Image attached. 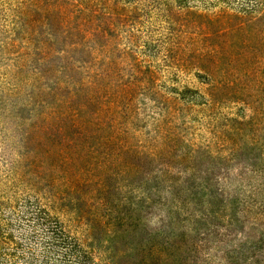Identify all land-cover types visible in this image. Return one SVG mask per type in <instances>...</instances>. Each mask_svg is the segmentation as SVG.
Here are the masks:
<instances>
[{
    "label": "trees",
    "instance_id": "16d2710c",
    "mask_svg": "<svg viewBox=\"0 0 264 264\" xmlns=\"http://www.w3.org/2000/svg\"><path fill=\"white\" fill-rule=\"evenodd\" d=\"M257 25V0H0V32L29 35L14 68L28 69L30 48L40 53L31 32L47 57L60 52V28L75 38L71 51L93 53L73 65L91 74L79 84L68 77L70 97L51 122L23 129L25 160L0 153V264H192L213 225H243L245 200L212 171L230 170L246 147L264 148ZM183 75L192 81L180 84ZM144 100L150 129L136 142ZM199 127L207 136L187 139ZM235 178L225 184L237 188ZM91 187L95 195L83 196ZM31 196L34 204L23 200ZM161 205L176 228H148Z\"/></svg>",
    "mask_w": 264,
    "mask_h": 264
},
{
    "label": "rangeland",
    "instance_id": "374dc122",
    "mask_svg": "<svg viewBox=\"0 0 264 264\" xmlns=\"http://www.w3.org/2000/svg\"><path fill=\"white\" fill-rule=\"evenodd\" d=\"M32 18L35 22L32 21L31 27H34V30L40 33L42 29L37 24L40 18L36 16H32ZM257 18V26L264 37V0H257ZM42 28L44 29V27ZM30 34L34 38L33 47L40 45V53L33 56L32 48H30V56L34 60L30 61L28 69H17L13 67V64L17 65L19 63L18 55L25 49L22 46L25 45L29 35L20 33L19 29L15 32L13 30L8 33L0 32V153L7 162L12 159H18L21 162L25 160L24 156H18V152L23 153L25 149L26 151L29 150L23 145V129L36 128L43 121V117L47 121L43 125L51 122L50 116L57 115L54 111L59 110L70 97L72 88L67 86V83L71 82L68 77L72 76L73 80H76L75 83L79 84L91 74L82 70L79 71L73 65L92 63L93 53L89 56L87 53L78 54L76 51H71L70 49L75 47L72 44L75 38H63L64 33L61 28L57 33L59 36L58 43L55 44L56 50L60 52L52 57H47L45 54L46 47L41 44V36L34 32ZM76 41H78V38ZM4 42H10V45L2 49V43ZM155 47L151 43L147 45L149 51L155 50ZM96 57V59L100 58V56ZM28 61L29 58H27V66ZM30 66L31 68L39 67L37 68L39 75H32L33 72L29 71ZM124 68L125 64L123 62H114V69L120 70L118 72L120 75H125L127 72ZM19 70H27L29 77H33L35 80H30L23 74L24 72L22 73ZM9 71L10 73L7 74ZM126 78L125 75L124 79ZM187 78L192 81L190 75L187 77L183 75L180 84L187 81ZM112 79L105 78L104 83L107 87L110 86L111 88V83L121 81L119 77ZM147 102L148 100H144V105L136 103L142 109L139 113L140 121L137 130L134 131L136 138L130 137L136 142H145L147 137L144 132L150 129V119L148 116H144V114L149 113L147 107L151 105V102ZM193 132L195 133L194 136L190 137L189 134L187 139L199 140L197 133L207 136L202 127ZM106 133L107 131H104L100 134L105 135ZM246 148L248 150L244 149L241 152L239 158L236 159L237 162H234L230 170H226V172L216 168L212 171L218 182L224 184L223 189L227 194L236 193L239 194L240 199L245 200L244 224H232L227 228L224 222L219 221L217 226L213 225L206 240L200 239L193 246L195 253L192 264H264V148H254L252 150L249 149L250 147ZM76 163L83 165L85 159L84 162L81 158L76 159ZM234 176L236 178L233 181L236 183L237 188L225 184L228 178L233 179ZM213 181L217 183L215 178L212 183ZM94 190L95 188L91 187L88 190L89 192L83 193V196L95 195ZM36 193H39V190ZM6 196H9L7 192ZM23 200L30 204L35 203L32 196ZM209 200V197L205 195L201 198L203 204ZM161 206L162 208L157 207L155 211L159 215H151L150 217L148 215L146 219L144 215L148 228L154 226L162 229L176 228V217L170 218L168 207L166 205ZM22 209L23 205L20 203L13 211ZM11 216L16 217V213L12 212ZM63 219L65 220V217Z\"/></svg>",
    "mask_w": 264,
    "mask_h": 264
}]
</instances>
